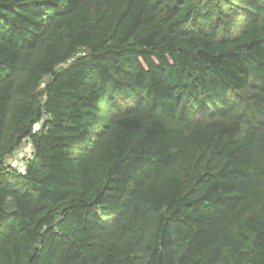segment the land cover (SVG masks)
<instances>
[{
  "label": "trees",
  "instance_id": "obj_1",
  "mask_svg": "<svg viewBox=\"0 0 264 264\" xmlns=\"http://www.w3.org/2000/svg\"><path fill=\"white\" fill-rule=\"evenodd\" d=\"M0 264H264V0H0Z\"/></svg>",
  "mask_w": 264,
  "mask_h": 264
},
{
  "label": "built area",
  "instance_id": "obj_2",
  "mask_svg": "<svg viewBox=\"0 0 264 264\" xmlns=\"http://www.w3.org/2000/svg\"><path fill=\"white\" fill-rule=\"evenodd\" d=\"M23 145L25 147V149L23 148L25 153H22L24 159L18 162L17 157L19 155V150L22 148ZM28 146L31 145L28 140L27 141L25 140L23 144L20 146V148L17 150V152L14 155L8 156L5 160V164L7 166L16 168L18 172L23 176L26 175L27 173L28 161L33 157L32 148L30 151H27Z\"/></svg>",
  "mask_w": 264,
  "mask_h": 264
},
{
  "label": "rangeland",
  "instance_id": "obj_3",
  "mask_svg": "<svg viewBox=\"0 0 264 264\" xmlns=\"http://www.w3.org/2000/svg\"><path fill=\"white\" fill-rule=\"evenodd\" d=\"M23 148L25 149L24 145H23L22 148L19 150V155H18V157H17V161H18V162H20L21 160L24 159L22 153H25V152H24V149H23ZM27 148H28V147H27Z\"/></svg>",
  "mask_w": 264,
  "mask_h": 264
},
{
  "label": "crops",
  "instance_id": "obj_4",
  "mask_svg": "<svg viewBox=\"0 0 264 264\" xmlns=\"http://www.w3.org/2000/svg\"><path fill=\"white\" fill-rule=\"evenodd\" d=\"M28 150L27 151H30L31 150V146H28V148H27Z\"/></svg>",
  "mask_w": 264,
  "mask_h": 264
}]
</instances>
